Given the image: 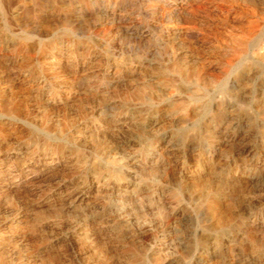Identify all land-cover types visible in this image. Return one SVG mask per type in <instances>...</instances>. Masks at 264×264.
Here are the masks:
<instances>
[{
  "label": "rangeland",
  "instance_id": "rangeland-1",
  "mask_svg": "<svg viewBox=\"0 0 264 264\" xmlns=\"http://www.w3.org/2000/svg\"><path fill=\"white\" fill-rule=\"evenodd\" d=\"M159 1L0 0V264H264V0Z\"/></svg>",
  "mask_w": 264,
  "mask_h": 264
},
{
  "label": "bare ground",
  "instance_id": "bare-ground-1",
  "mask_svg": "<svg viewBox=\"0 0 264 264\" xmlns=\"http://www.w3.org/2000/svg\"><path fill=\"white\" fill-rule=\"evenodd\" d=\"M179 1V0H178ZM261 1V0H260ZM259 1V2H260ZM159 2H161V0L159 1ZM200 2H201V0H200ZM264 2V1H263ZM156 3V2H155ZM261 3V2H260ZM194 4H195V2H194ZM156 5V4H155ZM199 5V4H198ZM182 6V5H181ZM195 7V6H194ZM263 7V6H262ZM161 8V7H160ZM184 8V7H183ZM249 8V7H248ZM264 8V7H263ZM169 9V8H168ZM168 9H167V11H168ZM189 9V8H188ZM251 9V8H250ZM162 10V9H161ZM242 10H243V8H242ZM166 11V12H167ZM187 11V10H186ZM245 11V10H244ZM257 11V10H256ZM189 13V12H188ZM262 13V12H261ZM264 13V12H263ZM262 13V14H263ZM163 14V13H162ZM170 15V14H169ZM186 15H188V14H186ZM247 15V14H246ZM250 15V14H249ZM172 16V15H171ZM179 16V15H178ZM255 16H256V13H255ZM169 18V17H168ZM172 18V17H171ZM178 18V17H177ZM241 18V17H240ZM252 18V17H251ZM254 18V17H253ZM260 18V17H259ZM170 20V19H169ZM182 20V19H181ZM171 21V20H170ZM249 21H251V20H249ZM183 22V21H182ZM247 22H248V20H247ZM261 22V21H260ZM180 23V22H179ZM264 23V22H263ZM182 24V23H181ZM259 24V23H258ZM261 26V25H260ZM252 27V26H251ZM254 28V27H253ZM257 28V27H256ZM170 29H171V27H170ZM176 29H177V27H176ZM262 29V28H261ZM257 30H259L260 31V28H258ZM160 31V30H159ZM249 31V30H248ZM247 31V32H248ZM251 31V30H250ZM192 32V31H191ZM255 33H256V31H254ZM174 33V32H173ZM235 33V32H234ZM238 33H239V31H238ZM170 34V33H169ZM182 34V33H181ZM184 34V33H183ZM192 34V33H191ZM230 34V33H229ZM252 34V33H251ZM262 34V33H261ZM150 35V34H149ZM176 35V34H175ZM186 35V34H185ZM256 35V34H255ZM254 35V36H255ZM180 36V35H179ZM227 36V35H226ZM257 36V35H256ZM157 37V36H156ZM186 37V36H185ZM258 37V36H257ZM254 38V37H253ZM250 39H251V37H250ZM255 39V38H254ZM234 40V39H233ZM249 41V40H248ZM252 41V40H251ZM250 41V42H251ZM229 43V42H228ZM226 44V43H225ZM239 44H240V46L242 47V49H245V47H246V45L247 44H249L246 40H240L239 41ZM234 46V45H233ZM237 47V46H236ZM249 47V46H248ZM224 48V47H223ZM227 51V50H226ZM230 51V50H229ZM241 51V50H240ZM243 51V50H242ZM233 52V51H232ZM223 53H224V51H223ZM235 53V52H234ZM240 53V52H239ZM237 54V53H236ZM218 56V55H217ZM221 56V55H220ZM219 56V57H220ZM234 57V56H233ZM232 57V59H234ZM227 58V57H226ZM252 58V57H251ZM260 58V57H259ZM258 58V59H259ZM225 59V58H224ZM223 59V60H224ZM264 59V58H263ZM221 60V59H220ZM229 61V62H228ZM234 61V60H233ZM233 61H230L229 59L227 60V62H226V60H225V64H224V67H223V69H221L220 68V70H222V72H221V76L220 77H222V75H223V77H225V76H227L228 75V73L230 72V70H231V68H232V66H235V65H233L232 64V62ZM238 61V60H237ZM261 62V61H260ZM185 65V64H184ZM187 65V64H186ZM217 66V65H216ZM185 67V66H184ZM166 68V67H165ZM217 69V68H216ZM175 71V70H174ZM211 71V70H210ZM213 71V70H212ZM207 72V71H206ZM257 72V71H256ZM255 73V72H254ZM259 73V72H258ZM175 74V73H174ZM207 74H208V72H207ZM151 75V74H150ZM209 75V74H208ZM212 75V74H211ZM210 75V76H211ZM171 76V75H170ZM259 76V75H258ZM220 77H212L209 81V83H219L220 82ZM257 77V76H256ZM168 78V77H167ZM229 78V77H228ZM169 79V78H168ZM234 79V78H233ZM167 80V79H166ZM222 82V81H221ZM245 82V81H244ZM199 83V82H198ZM239 84V83H238ZM237 84V85H238ZM244 84V83H243ZM210 85V84H209ZM165 86V85H164ZM170 86V85H169ZM231 86H232V84H231ZM234 86V85H233ZM215 87V86H214ZM213 87V88H214ZM238 87V86H237ZM226 88V87H225ZM191 89V88H190ZM223 89V88H222ZM171 90H172V88H171ZM185 90V89H184ZM191 90H193V89H191ZM195 90V89H194ZM219 90V89H218ZM243 90V89H242ZM165 91V90H164ZM167 91V90H166ZM189 91V90H188ZM200 91V90H199ZM209 91V90H208ZM222 91V90H221ZM171 91L169 90V93H170ZM187 92V91H186ZM194 92H196V91H194ZM201 92H202V90H201ZM211 92V91H210ZM236 92V91H235ZM264 92V91H263ZM153 93V92H152ZM192 93V92H191ZM154 94V93H153ZM174 94V93H173ZM184 94H186L185 92H184ZM221 94H223V93H221ZM228 94H229V92H228ZM231 94V93H230ZM236 94V93H235ZM155 95V94H154ZM168 95V94H167ZM166 95V96H167ZM186 95H188V94H186ZM227 95V94H226ZM153 96V95H152ZM234 96V95H233ZM159 97V96H158ZM227 97V96H226ZM243 97V96H242ZM156 98H157V96H156ZM174 98H176V97H174ZM248 98H249V96H248ZM151 99V98H150ZM186 99V98H185ZM189 102V101H188ZM261 102V101H260ZM183 103V102H182ZM264 104V103H263ZM184 106V105H183ZM182 106V107H183ZM186 106V105H185ZM190 106V105H189ZM188 107V106H187ZM192 107V106H191ZM190 107V108H191ZM185 108V107H184ZM182 109V108H181ZM165 110V109H164ZM189 110V109H188ZM174 111V110H173ZM167 112V111H166ZM175 112V111H174ZM183 112H185V111H183ZM186 113V112H185ZM163 115V114H162ZM180 115V114H179ZM179 115H177V116H179ZM167 116V115H166ZM168 117V116H167ZM164 118H166V117H164ZM172 118V117H171ZM154 124V123H153ZM153 127V126H152ZM167 139V138H166ZM152 143V142H151ZM153 145V144H152ZM164 145V144H163ZM155 147V146H154ZM157 148V147H156ZM166 148V147H165ZM161 150H162V148H161ZM166 150H167V148H166ZM210 197V196H209ZM212 198V197H211ZM217 200V199H216ZM209 201H210V199H209ZM216 202V201H215ZM211 203V202H210ZM215 204V203H214ZM218 206V205H217ZM220 206V205H219ZM215 207V206H214ZM220 209V208H219ZM225 211L226 210H224V213H225ZM221 213V212H220ZM222 213H223V211H222ZM217 214H218V212H217ZM227 214V213H226ZM219 215V214H218ZM217 216V215H216ZM226 216V215H225ZM228 217V216H227ZM220 218V217H219ZM218 218V219H219ZM223 218V217H222ZM224 218H226V217H224ZM229 219V218H228ZM220 220V219H219ZM226 220V219H225ZM228 221H230V220H228ZM224 222V221H223ZM215 223H217V222H215ZM219 224H220V222H219ZM217 226V225H216ZM220 226V225H219Z\"/></svg>",
  "mask_w": 264,
  "mask_h": 264
}]
</instances>
